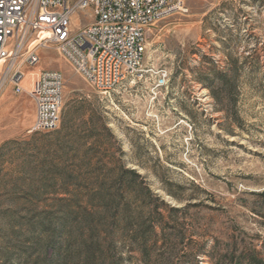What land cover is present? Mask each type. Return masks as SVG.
Here are the masks:
<instances>
[{"label": "rangeland", "instance_id": "1", "mask_svg": "<svg viewBox=\"0 0 264 264\" xmlns=\"http://www.w3.org/2000/svg\"><path fill=\"white\" fill-rule=\"evenodd\" d=\"M185 5L148 30L140 71L108 94L57 46L40 49L38 67L65 78L51 132L30 131L31 97L0 74V264H99L92 237L105 234L124 264H143L142 229L155 232L151 264L264 261V0ZM230 62L233 114L202 83ZM125 188L137 194L124 193L128 213L112 219L108 195Z\"/></svg>", "mask_w": 264, "mask_h": 264}, {"label": "built area", "instance_id": "2", "mask_svg": "<svg viewBox=\"0 0 264 264\" xmlns=\"http://www.w3.org/2000/svg\"><path fill=\"white\" fill-rule=\"evenodd\" d=\"M185 10V0H0V74L34 101L30 131L57 129L64 103V75L38 67L40 49L57 46L77 74L108 94L140 71L148 30ZM27 69L36 75L25 85Z\"/></svg>", "mask_w": 264, "mask_h": 264}, {"label": "trees", "instance_id": "3", "mask_svg": "<svg viewBox=\"0 0 264 264\" xmlns=\"http://www.w3.org/2000/svg\"><path fill=\"white\" fill-rule=\"evenodd\" d=\"M238 71L239 67L236 65V63L230 62L227 64L226 68H223L222 70L214 69L210 74H207V76L202 79V83H204L208 89H210L216 104L220 106L223 105V109L226 110L228 114L234 113L233 111L235 108L238 91ZM131 172L135 176H139L136 171L131 170ZM142 189L145 190L146 197L141 200V209L150 205L151 198L150 190L146 188ZM66 191H68V187L66 188ZM124 193H135L134 195L137 194L136 191L132 192L129 188H125L123 190L116 189V191L108 195L111 197H109L110 199L108 198V202L111 204L114 203L113 207L108 210V213L111 215L112 219L117 217L120 210H122L121 212L123 216L128 213V211L123 206L125 205V199H122V197H126ZM260 195L264 196V193ZM260 207L259 213L264 216V202ZM138 233L139 234H137L135 238L138 239L137 241H140V250L142 251L144 258L143 264H151L149 259L152 256V249L148 246V238L150 234H155V232L153 229H142L141 232L138 231ZM92 240V246H97V249L93 250L92 254L89 256L90 261H96L99 264H124V258L121 255L118 256L115 253V239L113 236L105 234L103 239L92 237ZM245 261V263L241 262L238 260L236 254L233 253L232 256H225L224 259L219 260L217 264H264V261L259 259V257L254 254H250Z\"/></svg>", "mask_w": 264, "mask_h": 264}, {"label": "crops", "instance_id": "4", "mask_svg": "<svg viewBox=\"0 0 264 264\" xmlns=\"http://www.w3.org/2000/svg\"><path fill=\"white\" fill-rule=\"evenodd\" d=\"M28 71V73H30V72H33L34 70H27ZM33 101V100H32ZM33 103H34V101H33ZM34 106H35V103H34ZM35 109H36V107H35ZM35 117H36V115H35Z\"/></svg>", "mask_w": 264, "mask_h": 264}]
</instances>
